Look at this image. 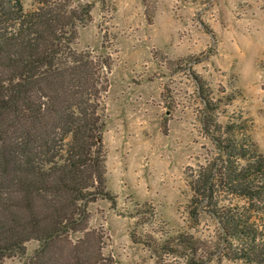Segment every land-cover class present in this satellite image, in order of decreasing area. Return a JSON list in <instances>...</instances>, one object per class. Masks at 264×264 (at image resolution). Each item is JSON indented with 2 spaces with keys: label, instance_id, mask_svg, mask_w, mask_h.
Listing matches in <instances>:
<instances>
[{
  "label": "trees",
  "instance_id": "1",
  "mask_svg": "<svg viewBox=\"0 0 264 264\" xmlns=\"http://www.w3.org/2000/svg\"><path fill=\"white\" fill-rule=\"evenodd\" d=\"M90 14L79 0H31L27 8L0 0V264L24 257L30 242L37 246L24 264H115L102 253L103 231L89 228V206L113 203L103 145L113 59L74 48ZM200 124L215 152L185 176L189 215L206 213L216 231L208 239L177 234L163 248L187 264H264V227L219 199L264 208L263 156L239 135L243 125L216 117Z\"/></svg>",
  "mask_w": 264,
  "mask_h": 264
},
{
  "label": "rangeland",
  "instance_id": "2",
  "mask_svg": "<svg viewBox=\"0 0 264 264\" xmlns=\"http://www.w3.org/2000/svg\"><path fill=\"white\" fill-rule=\"evenodd\" d=\"M79 1L91 4V19L78 27L74 48L113 59L103 132L113 203L89 206V228L103 231L102 253L115 264H187L163 244L216 231L206 213L189 215L185 176L215 152L202 117L243 125L239 135L264 160V0ZM219 199L264 227L258 202ZM36 246L1 264H24Z\"/></svg>",
  "mask_w": 264,
  "mask_h": 264
}]
</instances>
